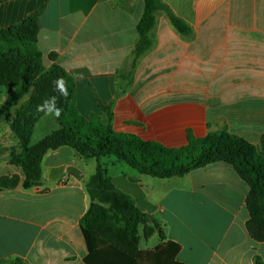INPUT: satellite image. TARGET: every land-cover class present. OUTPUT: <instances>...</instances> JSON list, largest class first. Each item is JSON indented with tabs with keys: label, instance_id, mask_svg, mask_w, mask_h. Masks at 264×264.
I'll return each mask as SVG.
<instances>
[{
	"label": "crops",
	"instance_id": "crops-1",
	"mask_svg": "<svg viewBox=\"0 0 264 264\" xmlns=\"http://www.w3.org/2000/svg\"><path fill=\"white\" fill-rule=\"evenodd\" d=\"M161 2L192 33L180 34L158 12L155 44L132 76L128 70L143 0H131V12L118 0H0V29L16 28L40 12L35 37L44 67L57 65L71 77L83 73L75 80L80 114L106 119L100 105L111 107L118 134L181 149L190 137L226 131L260 152L264 0ZM1 101L0 178H15L17 184L0 189V261L85 264L88 248L80 223L91 205L85 183L96 161L69 146L50 150L42 161L40 191L23 189L24 172L12 162L13 154L21 153L11 130L14 115L3 112ZM45 123L52 127L46 136L59 129L56 120ZM101 162L112 184L158 220L165 243L180 246L181 264H255L257 256L264 262V242L247 230L250 187L234 165L208 163L162 176L115 157ZM155 235L159 242L141 250L162 243Z\"/></svg>",
	"mask_w": 264,
	"mask_h": 264
},
{
	"label": "trees",
	"instance_id": "trees-1",
	"mask_svg": "<svg viewBox=\"0 0 264 264\" xmlns=\"http://www.w3.org/2000/svg\"><path fill=\"white\" fill-rule=\"evenodd\" d=\"M118 1L132 11L131 0ZM143 2L144 13L137 27L138 40L132 52L129 76L155 44L153 32L158 12H164L180 34L192 33L191 28L161 0ZM39 15L40 12L33 14L16 28L0 29V90L13 89L3 110L10 112L26 94L29 95L11 124L21 150L18 156L13 154L12 162L24 172L23 189L40 191L43 186L42 161L48 151L69 146L84 159L96 161L95 173L85 183L91 205L80 223L88 248L85 264H181L176 259L180 246L165 243L166 236L158 220L143 213L129 195L112 184L101 162L105 157H115L142 173L162 176L192 172L208 163L234 165L250 187L247 230L255 241L264 242V157L258 149L226 131L204 139L190 137L187 146L167 149L136 136L116 133L112 127L111 107L100 105L106 119L94 113L87 117L81 115L75 80L57 65L49 69L43 65L35 37ZM57 77H64L67 81V99L54 90L53 81ZM52 96L57 97V106L64 109L63 116L56 120L58 125L63 124V128L32 145L35 126L45 115L37 111V105ZM260 148L264 151V134ZM16 184L15 178H0V189L13 188ZM141 230L146 240L158 232L162 243L152 251L141 250ZM4 263L0 261V264ZM13 264L27 263L18 259ZM255 264L264 262L257 256Z\"/></svg>",
	"mask_w": 264,
	"mask_h": 264
},
{
	"label": "rangeland",
	"instance_id": "rangeland-1",
	"mask_svg": "<svg viewBox=\"0 0 264 264\" xmlns=\"http://www.w3.org/2000/svg\"><path fill=\"white\" fill-rule=\"evenodd\" d=\"M0 97H1V103L2 102H6L7 98L13 93V89L12 88H7V89H4V90H0ZM60 94V93H59ZM28 99L24 100L22 99L21 101H19L18 105L13 109L11 110L9 113L13 114V119H12V122L16 116V114H18L20 108L27 102ZM62 108V114H61V117L63 116V113H64V109L63 107L61 106ZM2 111V110H1ZM3 112H6L3 110ZM60 117V118H61ZM57 120V118H54L52 116H46V115H43L39 121L37 122L36 126H35V129H34V134L32 136V141H31V144L32 145H35L37 143H39L41 140H43L47 134L51 133L52 131V127H50L47 123H45L46 120ZM45 124V125H43ZM59 128L62 129L63 128V124L60 123L59 124ZM260 154L264 157V151L260 150ZM141 243H140V247L143 248V249H146L147 247H152L154 245H156L158 242H159V238H158V235H155L153 238L151 237L150 239L146 240L144 237H143V233H142V230H141Z\"/></svg>",
	"mask_w": 264,
	"mask_h": 264
},
{
	"label": "clouds",
	"instance_id": "clouds-1",
	"mask_svg": "<svg viewBox=\"0 0 264 264\" xmlns=\"http://www.w3.org/2000/svg\"><path fill=\"white\" fill-rule=\"evenodd\" d=\"M74 80L83 79V73H74L73 77ZM54 90L58 91L62 97L67 99L69 97V91L67 86V81L64 77H57L53 81ZM29 95L26 94L23 98L24 100L28 99ZM37 111L43 112L46 116H52L54 118H60L62 114V108L57 106V97L52 96L48 99L44 100L41 104L37 105Z\"/></svg>",
	"mask_w": 264,
	"mask_h": 264
}]
</instances>
